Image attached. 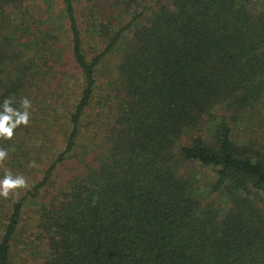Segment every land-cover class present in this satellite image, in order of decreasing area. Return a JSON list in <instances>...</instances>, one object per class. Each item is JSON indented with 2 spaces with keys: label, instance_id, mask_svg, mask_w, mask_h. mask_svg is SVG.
Segmentation results:
<instances>
[{
  "label": "trees",
  "instance_id": "obj_1",
  "mask_svg": "<svg viewBox=\"0 0 264 264\" xmlns=\"http://www.w3.org/2000/svg\"><path fill=\"white\" fill-rule=\"evenodd\" d=\"M26 1L0 0V106L11 98L22 111L26 83L41 74L19 41L49 39L54 23L41 15L66 24L80 92L62 147L4 211L0 264H264V0H89L84 26L99 43L90 56L75 0ZM130 25L103 97L107 143L87 161L93 149L78 139L95 67ZM25 129L0 148L11 152ZM188 162L209 172L205 191L181 170Z\"/></svg>",
  "mask_w": 264,
  "mask_h": 264
},
{
  "label": "rangeland",
  "instance_id": "obj_2",
  "mask_svg": "<svg viewBox=\"0 0 264 264\" xmlns=\"http://www.w3.org/2000/svg\"><path fill=\"white\" fill-rule=\"evenodd\" d=\"M36 1H38V4H41L42 1L44 2V0H27L25 6L31 9ZM88 1L75 0V11L81 27L83 49H85L87 56H90L93 50L99 47V43H97L98 37H96L95 29L84 26V21L87 18L85 11L88 10ZM56 4L60 7L58 2ZM139 6L138 4L134 5L137 9H139ZM23 8L22 6L19 10ZM40 19L41 23L44 24L54 23L52 28L47 30L50 35L46 42L39 39L37 45H35L37 47L33 48L31 45L35 43V39L19 38L24 53L26 55H34L41 71L38 77L26 83L25 89L27 93H24L19 99V103L25 97L31 101V107L28 109L30 113L29 123L24 133L14 136L11 146L12 151H8L7 159L0 163V179L4 177L7 170L14 176L23 175L26 178L27 187L16 189L13 193H10L7 199L0 196V233L2 222H4V211L8 210L10 203L14 199L29 189L32 183L41 177L44 168L54 157V153L62 147V133L67 127L63 117L65 112L71 108L80 92L81 76L69 50V35L66 24L61 25L55 15H50L45 20L44 16L41 15ZM41 23L37 26L38 32H36L37 27L35 28L36 35L42 34ZM133 24L137 23L134 22ZM132 27L133 25H130L121 33L117 44L105 54L95 67L96 86L93 93L94 101L92 106L90 105L87 109L90 115L83 118L78 139V144L83 146L85 143L86 148L91 147L93 149L90 152L85 150V160L87 161L96 159V155L101 154L106 146V135L111 112H108L105 103L103 104V97L106 95L110 84L113 83L112 72L115 70L118 54L123 47L122 42L129 37ZM29 46L30 49L28 48ZM101 104L104 105L103 108H101ZM262 121L261 125H264V120ZM84 125H86L85 128ZM256 126L257 124L254 123L251 128ZM242 127L243 124L239 123L233 126V129L235 133L239 134V129ZM57 129L58 133L56 132ZM238 138L240 141L243 140L241 137ZM86 148L83 146L81 149ZM30 161H35L36 167H30ZM182 167L181 170L190 168V171L195 173L202 191L207 189L206 180L211 178H206V176H209L207 170L189 162L183 163ZM62 173L65 175L68 170L67 172L62 170ZM36 200L37 198L28 199L24 203L25 211L22 213L23 220L20 222L22 229L26 226V220L31 217L30 207L35 205L34 201ZM223 205H225L224 201ZM16 237L19 240L18 242L21 243L19 232ZM18 248L19 244L16 247V252H19ZM20 256L21 254L16 255L15 260L18 261Z\"/></svg>",
  "mask_w": 264,
  "mask_h": 264
},
{
  "label": "clouds",
  "instance_id": "obj_3",
  "mask_svg": "<svg viewBox=\"0 0 264 264\" xmlns=\"http://www.w3.org/2000/svg\"><path fill=\"white\" fill-rule=\"evenodd\" d=\"M20 109L12 107V99L5 98L0 111V139L10 140L14 135V130L20 125L27 126L29 123L30 113L28 109L31 107V101L28 98H23L20 101ZM8 157V150L0 148V163H3ZM30 167H36L35 161L29 162ZM27 187L26 178L23 175H13L10 171L5 172V175L0 179V196L7 199L10 193L16 189Z\"/></svg>",
  "mask_w": 264,
  "mask_h": 264
}]
</instances>
